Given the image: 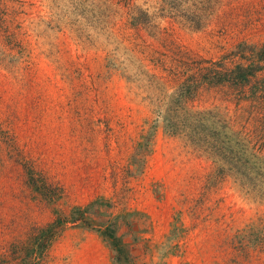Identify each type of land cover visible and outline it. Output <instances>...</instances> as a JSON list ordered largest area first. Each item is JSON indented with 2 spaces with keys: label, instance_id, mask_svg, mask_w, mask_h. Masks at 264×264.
Wrapping results in <instances>:
<instances>
[{
  "label": "rangeland",
  "instance_id": "374dc122",
  "mask_svg": "<svg viewBox=\"0 0 264 264\" xmlns=\"http://www.w3.org/2000/svg\"><path fill=\"white\" fill-rule=\"evenodd\" d=\"M107 228L264 264V0H0V264H125Z\"/></svg>",
  "mask_w": 264,
  "mask_h": 264
},
{
  "label": "trees",
  "instance_id": "16d2710c",
  "mask_svg": "<svg viewBox=\"0 0 264 264\" xmlns=\"http://www.w3.org/2000/svg\"><path fill=\"white\" fill-rule=\"evenodd\" d=\"M238 70H241L243 67L239 64L237 66ZM247 75L244 74V75H241L239 77H237V79H239V81L241 82H245V80L247 79ZM83 217V215H81ZM60 221L59 220H56L54 221L52 224H50L48 227H45V228H42L38 234V237L40 239V237L42 236H46L43 241H46L47 242H43V245L45 243V248L41 246V240L39 242V253H43L47 247H48V243L51 241L50 238L51 236H47V235H51V233H53L54 231V228L56 227L57 224H59ZM104 236L107 237V239H109L110 243L112 244V247L113 249L115 250V257H116V260L119 261V262H124L125 264H128L129 262V250L126 248L125 244H122L123 243V237L121 235H118L116 233V231L113 229V228H107L106 230H104V233H102ZM49 237V238H48ZM49 240V242H48Z\"/></svg>",
  "mask_w": 264,
  "mask_h": 264
}]
</instances>
